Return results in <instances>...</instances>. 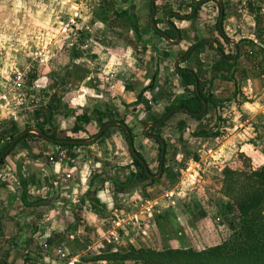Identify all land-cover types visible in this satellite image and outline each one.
Wrapping results in <instances>:
<instances>
[{
    "label": "crops",
    "instance_id": "crops-1",
    "mask_svg": "<svg viewBox=\"0 0 264 264\" xmlns=\"http://www.w3.org/2000/svg\"><path fill=\"white\" fill-rule=\"evenodd\" d=\"M74 3L0 0V28L6 21L5 32L15 38L5 42L10 56L0 64L8 68V76L0 74V93L9 89L12 71L26 63V53L43 60L38 58L30 110L11 120L14 134H30L19 138L0 163V264H112L93 257L107 244L123 238L132 242L122 232L134 229L138 220H144L140 228L145 232L155 213L171 210H160V199L151 196L167 175L196 182L209 167L256 169L264 164V0H82L72 17ZM55 7L71 13L60 28ZM73 19L77 22L67 28ZM74 29L88 44H70ZM181 70L202 76L217 106L204 102L202 119L183 108L169 112L162 133L168 144L166 171L161 174L162 163L153 170L159 145L147 124L191 96ZM198 85L196 79L193 87ZM228 102L237 105L228 110L230 116L219 110ZM212 110L218 134L195 136L201 126L214 129V119L208 118ZM95 111L116 120L100 139L98 120L85 132L74 122L83 112ZM120 119L133 129L134 147L159 179L154 184L136 168L129 132ZM39 125L58 138L88 141L68 148L66 163L48 164L44 157L60 145L42 137ZM118 168L125 170V178L117 176ZM64 172L73 178L62 180ZM131 172L137 173L132 186L111 181L125 180ZM169 186L165 197L180 191L177 184ZM117 195L126 205L143 196V212L118 208ZM38 199L44 202L26 204Z\"/></svg>",
    "mask_w": 264,
    "mask_h": 264
},
{
    "label": "trees",
    "instance_id": "trees-1",
    "mask_svg": "<svg viewBox=\"0 0 264 264\" xmlns=\"http://www.w3.org/2000/svg\"><path fill=\"white\" fill-rule=\"evenodd\" d=\"M201 43L199 42L195 45L194 49H198L202 45ZM228 63L233 65L235 62ZM179 73L182 77L183 85L189 90L191 96L171 104L162 116L154 119L155 123L161 122L158 125L150 126L148 129L149 135L155 137L159 145L158 160L160 164L162 163L163 173L166 171L168 144L163 139L162 133L166 122L170 118L164 119L165 116L175 108H183L187 109L193 117L202 119L207 114V111L202 113L204 102L208 105L217 106L214 96L206 90V80H202V76L189 70H181ZM196 79L199 84L197 89L193 87ZM139 103L140 101H137L132 106L135 108ZM94 120L99 121V139L103 137L109 126L116 121L115 119L107 120L103 112L95 111L93 115L83 112L76 116L75 123L79 131L85 132ZM119 121L121 126L127 128L129 132L128 139L132 145L131 149L136 168L143 176L151 179L150 185L159 181V179L152 176L153 174L144 156L134 147L133 129L126 125L125 119H120ZM11 123L13 121H4L0 125V145L6 141V144L2 145L0 152V163H4L19 140L30 134H24L10 147L22 133L14 134V128ZM218 127L219 124L214 129L201 126L194 131V135L199 137L217 135L216 129ZM38 128L42 137L69 149L75 145L85 144L88 141L85 138H58L55 135L47 134L44 127L39 125ZM53 128L56 129L57 125H53ZM162 152H164L163 161ZM21 170L19 168V172L23 177ZM221 170V196L211 202L217 209L216 218L218 219V224L226 229L227 236L222 242L201 249L162 245L159 247L149 245L135 246L134 244H129L128 248L116 249L113 244H107L100 254L93 258L95 260H107L112 264H127L128 262H133L134 264H264V164L256 169H232L229 166H224ZM136 177L137 173L131 172L125 180L111 178V181L117 187L126 188L135 184ZM92 200L99 201L96 197H93ZM43 202V200L38 199L26 204L41 205ZM195 211L197 210L191 209L189 213L193 214ZM167 217L168 211L153 215L156 222ZM228 218L229 224L227 223ZM161 227H164V224L159 223V228Z\"/></svg>",
    "mask_w": 264,
    "mask_h": 264
},
{
    "label": "rangeland",
    "instance_id": "rangeland-1",
    "mask_svg": "<svg viewBox=\"0 0 264 264\" xmlns=\"http://www.w3.org/2000/svg\"><path fill=\"white\" fill-rule=\"evenodd\" d=\"M78 1L82 0H75L74 7L71 13H73L71 16L75 15L77 13V7L75 4ZM4 2V1H2ZM1 7V4H0ZM16 6L13 7V10H16ZM55 12L57 13L56 17L57 22L56 24L60 27H63L64 23L63 21L66 18H69L68 14L66 15L67 11H60L57 7L54 8ZM79 14V13H78ZM77 17V16H76ZM64 19V20H63ZM68 19V20H69ZM70 24L72 25L73 23ZM9 24H13V21L9 19ZM15 24V21H14ZM1 28H0V64H5L6 59L10 56V53L5 50V42L13 41L15 40L14 34L12 31L5 32V28H8L6 21H1ZM74 26V25H73ZM71 26V28L73 27ZM67 27V26H66ZM76 29V28H75ZM73 30L72 34L69 36L70 44L74 46H78L81 43H87V39H82L79 37V32L77 30ZM88 44V43H87ZM73 46V47H74ZM233 52H230L232 54ZM30 57V52L26 53L24 56L23 61L27 62ZM22 60V59H21ZM0 65V74H3L8 76V68ZM7 72V73H6ZM10 76V75H9ZM28 86H33L32 84H28ZM33 87L30 90V94L32 93ZM35 92V91H34ZM236 104L227 103L224 105V109L221 107V114L226 112L227 116H230L232 112H228L230 108L234 107ZM212 116V117H211ZM233 116V115H232ZM213 118L211 126L214 128L218 124V119H216V115L214 110L211 111L208 118ZM9 122L10 120H6ZM73 122V121H72ZM72 122L70 125H72ZM75 122V120H74ZM205 122H208L206 120ZM69 125V126H70ZM167 126L163 128V131L165 132V129ZM211 128V127H210ZM36 132V131H35ZM163 132V133H164ZM34 133V131L32 132ZM6 144V141L0 145V152L2 150V145ZM156 165L153 167L154 172L158 171V149L156 150ZM47 156V155H46ZM46 157H44L43 160H45ZM46 163H48L45 160ZM49 164V163H48ZM183 164L181 163L179 168L183 167ZM258 165V163H255L254 166ZM49 166V165H48ZM216 168V167H209L208 169H204L203 178L200 180H196V182H189L187 179L178 180L174 179L172 176L168 177L166 176V181L164 183H157V186H154L152 189L151 196H155L158 199H160V210H164L165 208L171 209L168 212V217L163 218L159 220V222H156L155 220H152L149 228H144L145 232H143L140 227L143 226V221L138 220L136 226H134V229L128 228V231L125 230L123 233V237L128 238L129 236L132 237L131 241L126 240L123 238L120 242L117 244L113 243L114 248L121 249V248H128V245L130 243L135 244L137 246H140L139 243H143V245L148 244L149 246L157 247L158 244L162 246L167 247H194L196 249H201L206 246L216 245L224 238H226L227 233L226 229L223 228L222 225L218 224V219L216 218V212L217 209L212 204L213 200L217 199L221 195V188H222V179H221V173L222 169ZM117 176L119 178L121 177V174L123 178L126 177L125 170H119V168L116 170ZM205 177V178H204ZM164 180V179H162ZM161 180V181H162ZM176 180V181H175ZM179 185V192L178 194L174 195L173 197H165L164 196V190L166 188H169V185ZM220 188V189H219ZM137 189H134L132 191L133 195ZM150 194V193H149ZM142 196V195H141ZM125 197H123L124 199ZM125 200V199H124ZM116 201L119 202L117 204L118 208H125L126 210H129V212H143V208L141 203L144 202V198L142 196V199H137V203L135 201H132V205H126L125 201H121V198L119 195L116 196ZM212 201V202H211ZM126 206H125V205ZM197 210L193 214L189 213V210ZM206 211V212H202ZM227 223L229 224V218L227 219ZM159 223L164 224V227L159 228ZM107 224V222H105ZM140 225V226H139ZM230 226V225H228ZM125 228H123L121 231H124ZM139 241V242H138ZM100 264V263H95ZM106 264V263H101ZM127 264H134L133 262H128Z\"/></svg>",
    "mask_w": 264,
    "mask_h": 264
},
{
    "label": "built area",
    "instance_id": "built-area-1",
    "mask_svg": "<svg viewBox=\"0 0 264 264\" xmlns=\"http://www.w3.org/2000/svg\"><path fill=\"white\" fill-rule=\"evenodd\" d=\"M77 21L72 20L67 28L73 26ZM39 56L31 54L28 61L21 67L15 68L10 77V87L6 92L0 93V125L8 120H16L22 111L30 110V102H32V95L29 93L33 86L28 84H36L35 75L39 69ZM43 61L42 59L40 60ZM34 88V87H33ZM27 102L25 103V101ZM45 160L49 164L66 163L68 159V148L59 146L52 150L45 156ZM62 180H70L73 178L72 172H64L59 175ZM62 256H65L62 250H59Z\"/></svg>",
    "mask_w": 264,
    "mask_h": 264
},
{
    "label": "water",
    "instance_id": "water-1",
    "mask_svg": "<svg viewBox=\"0 0 264 264\" xmlns=\"http://www.w3.org/2000/svg\"><path fill=\"white\" fill-rule=\"evenodd\" d=\"M206 104V103H205ZM204 109H206V105H205V108ZM170 115V113L164 118V119H166L168 116ZM163 119V120H164ZM161 121H159V122H156V123H149V124H147L148 126L150 125H158L159 123H160ZM37 132H39L38 130H37ZM25 134V132L23 133V134H21L18 138H16L15 140H14V142L11 144V146L10 147H12L17 141H18V139L22 136V135H24ZM163 157H164V152H162V159H163ZM162 167H161V174H162Z\"/></svg>",
    "mask_w": 264,
    "mask_h": 264
}]
</instances>
